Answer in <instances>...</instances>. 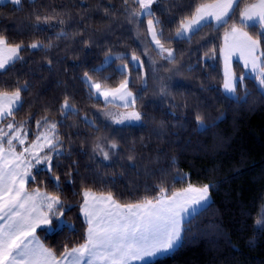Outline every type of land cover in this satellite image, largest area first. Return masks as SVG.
I'll list each match as a JSON object with an SVG mask.
<instances>
[{"label": "trees", "instance_id": "16d2710c", "mask_svg": "<svg viewBox=\"0 0 264 264\" xmlns=\"http://www.w3.org/2000/svg\"><path fill=\"white\" fill-rule=\"evenodd\" d=\"M209 1L153 4L159 38L173 49L172 58L154 48L145 26L149 16H133L139 11L133 0L0 2V35L24 45L21 59L0 71V91L21 90L19 109L0 121V129L12 123L7 133L21 129L30 142L56 124L55 150H46L51 170L37 166L27 182L28 190L59 196L62 218L74 226L37 229L56 256L85 241L83 191L128 204L154 199L161 188L171 195L192 184L210 185V199L183 222L182 246L157 264H264V91L248 76L244 96L226 95L219 53L223 33L253 0H241L223 27L211 23L175 38L181 21ZM34 42L41 47H29ZM85 73L104 86L128 76L135 104L126 111L139 112L141 120H110L112 105L93 96ZM65 100L71 108L63 107Z\"/></svg>", "mask_w": 264, "mask_h": 264}, {"label": "snow or ice", "instance_id": "6c2138e0", "mask_svg": "<svg viewBox=\"0 0 264 264\" xmlns=\"http://www.w3.org/2000/svg\"><path fill=\"white\" fill-rule=\"evenodd\" d=\"M19 5L21 0H11ZM129 0H124L128 4ZM158 0H133L139 11H133V16H153L152 6ZM241 0H213L211 3L202 2L195 6L190 16L185 17L179 26L177 36L183 33H193L202 27L211 26L214 21L217 27H223L236 16ZM41 17L36 20L41 21ZM48 17H44L46 23ZM63 23V21H60ZM159 20L148 19L147 31L152 41L160 51L167 52L168 57L173 56L171 49H166L158 39L156 25ZM244 28H258L256 36L244 31ZM63 35V33H61ZM264 42V0H253L239 11V26L233 22L229 32L225 33V46L221 49L224 57V83L226 92L234 93L239 85L243 84L244 75L236 77L231 70V57L239 53L244 62V68L249 69L253 79L258 80L261 89H264V51H260ZM51 45H49L50 47ZM24 45H12L7 38L0 35V70L21 59L19 53ZM31 48L41 47L34 42ZM139 58L133 54L132 60ZM87 77L88 74L85 73ZM91 80V77H88ZM99 95L105 100L108 97L123 101L124 107L135 104V97L128 91V81H123L117 88H102L99 82L92 83ZM20 89L11 95L0 92V119L13 116L20 107ZM63 107H69L65 100ZM141 120V114L133 111L122 115L116 120ZM200 120V117H197ZM37 126L40 122L37 121ZM7 127L13 129L14 125L8 123ZM56 124L49 125V133H41L32 149L37 147L42 151L44 147L55 150ZM21 131V129H17ZM26 135V134H25ZM5 137H8L4 147ZM13 140L23 145L25 137L11 135L0 129V264H157V262L171 254L184 240V218L209 200L210 185L195 187L189 184L180 192L166 194V189H160V195L154 199L145 198L136 203L119 204L111 194L97 196L90 190L83 192L81 212L87 224L85 242L78 247L68 250L65 247L63 257L58 260L55 253L44 247L35 236L36 229L42 225L50 226L49 231H62L64 227L74 228L62 221V202L59 196L41 192L38 188L29 192L25 189L27 178L31 176L29 169L33 166L31 161L25 159L24 154L31 149L17 153ZM116 147L115 144L112 145ZM105 159L108 153H104ZM32 159L37 164L48 163L51 170V156L41 157L33 154ZM23 165V168H21ZM35 179V177H32ZM183 179V178H181ZM53 218L56 223L53 225ZM190 222V221H189Z\"/></svg>", "mask_w": 264, "mask_h": 264}, {"label": "rangeland", "instance_id": "374dc122", "mask_svg": "<svg viewBox=\"0 0 264 264\" xmlns=\"http://www.w3.org/2000/svg\"><path fill=\"white\" fill-rule=\"evenodd\" d=\"M6 1H11V0H0V2H6ZM21 2H22V0H21ZM211 2H213V0H212V1H209V2H206V3H211ZM252 2H253V1H252ZM249 3H251V2H249ZM242 9H243V8H242ZM148 19H154V16H151V17H147V18H146V20H145L146 30H147V20H148ZM212 24L215 25V22L213 21ZM215 26H216V25H215ZM238 26H239V23H238ZM230 29H231V26H230V27H229V28L223 33V35H222V40H221L220 51H219V53H220V62H221V70H222V75H223V81H222L221 89H222V91H223L226 95L236 98V97L238 96L239 92H241V96H244V91H242V89H243V87L245 86V79H244V81H243V84H242V85H239L234 93L226 92V91L224 90V88H223V83H224V57H223V54H222V52H221V49H223L224 46H225V33H226V32H229ZM257 29H258V28H257ZM156 30H157V32L159 33V31H158L157 28H156ZM178 30H179V27H178V29H177V30L175 31V33H174L175 38H188V37H190V35L192 34V33H183V34L177 36V31H178ZM243 30L249 32V34H250V35H253L254 37L256 36V34L252 33V32L250 31V29H248V28H244ZM258 30H259V29H258ZM147 34H148V37H149V39H150L152 45L154 46V48H155L158 52H160L164 57H167V58H172V57H173V56H172V57H168V53H167V52H163V53H162V52L160 51V49L157 47V45L152 41L151 34H150L148 31H147ZM158 39H160L159 36H158ZM164 47H165L166 49H171L172 52H173V49H172L171 47H168V46H165V45H164ZM260 51H262V47L260 48ZM173 54H174V52H173ZM113 55H114V53H111V54L106 55L105 58H104V62H108V61H110L111 58L113 57ZM132 56H133V55H132ZM132 56H131V60H132ZM137 57H138V56H137ZM138 58H139V57H138ZM132 62L134 63V65H140V59H138V60H136V61H133V60H132ZM120 68L126 69V66H125V65H122ZM231 70H232V72L235 74L236 77H240L241 75H244L245 77H248V76H249V77H253L252 74H251V72H250V70L244 68V62H243V60L240 59V56H239V53H238V52H237V53H234V54L232 55V57H231ZM88 77H91V76L88 75V76L86 77L85 75H83V78H84L85 82L87 83V85L89 86V88L91 89L93 96H94L95 98H99L100 100H102L103 103H106V104H110V105H112V107H110V108L106 111V114L109 115L108 117L111 118L110 120H113L114 122H116L117 119L122 118V115H123V114L128 113V111H126V107H124V105H123V101H121V100H119V99H113L112 97H108V99L105 100V98H104L102 95H99V94L96 92L95 88L91 87V84H92V83H96V82H99V81L96 80V79H94L93 77H91V80H89ZM125 80L128 81V89H127V90L130 91V92L133 94L132 90L129 88V80H128V76L124 77L123 80H121V81H120L117 85H115V86H104V85H102V88H105V89H108V88H117V87H119V85H120L123 81H125ZM255 82H256L258 88H259L261 91H264V89H261V87L259 86L258 80H255ZM99 83H100V82H99ZM15 91H16V90H12V91H0V92H7L9 95H11V94H12L13 92H15ZM133 96H134V94H133ZM19 104H20V101H19ZM68 104H69V103H68ZM68 108H71V105H70V104H69V107H68ZM1 120H2V119H0V121H1ZM110 120H109V121H110ZM125 121H128V120H124V122H125ZM203 126H204L203 121H199V127H203ZM5 132H6V131H5ZM41 133H49V130H48L47 132L43 130V132H41ZM41 133H40V134H41ZM40 134H38L37 136H39ZM49 134H50V133H49ZM11 135H13V134H10L9 136H11ZM37 136H36L33 140H31L30 142H27V141L25 140V142H24V144L22 145V147L20 148V150L18 149V151H16L17 153H21V152L24 151V148H26V147L29 148V149H31V151H30L29 153H25V154H24L25 159L28 160V161H31V164L33 165V166L29 169V171H31L33 168H36L37 166H38V167H42V168H49L48 163L45 162V163L37 164V163L35 162V160L32 159L33 154H39L41 157H43V156H45V155H48V156L51 155L49 152H46V150H47L48 147H44L42 151L40 150L39 147H37V148H35V149H32L31 146L33 145V143H37V144H43V143H45L43 140L37 141ZM14 145H15V148L18 147V143H17V142H15ZM15 150H16V149H15ZM43 152H44V153H43ZM21 168H23V165H21ZM28 178H29V177H28ZM28 178H27V182H28ZM25 185H26V186H25V189H27V183H26ZM193 186H195V185H193ZM203 186H204V185H201V186H195V187H203ZM27 190H28V189H27ZM180 191H182V190H180ZM180 191H177V192H180ZM169 196H170V195H169ZM209 197H210V193H209ZM209 199H210V198H209ZM208 201H209V200H208ZM208 201H207V202H208ZM117 203H119V202H117ZM119 204H121V203H119ZM206 204H207V203H206ZM121 205H123V204H121ZM204 205H205V204H204ZM204 205H202L201 207H203ZM201 207L197 208L194 212H196L197 210H199ZM194 212H192V213H190L188 216H186V217L184 218V221H185L190 215H192ZM184 221H183V222H184Z\"/></svg>", "mask_w": 264, "mask_h": 264}, {"label": "crops", "instance_id": "0c3cea01", "mask_svg": "<svg viewBox=\"0 0 264 264\" xmlns=\"http://www.w3.org/2000/svg\"><path fill=\"white\" fill-rule=\"evenodd\" d=\"M11 2V1H10ZM20 54V53H19ZM1 71V70H0ZM4 119V118H3ZM2 119V120H3ZM10 129L6 126L5 128H4V131H9ZM11 134H15V135H21L22 134V132H12ZM23 136V135H22ZM7 140V139H6ZM26 140V139H25ZM15 142H17L16 140H13V144L15 143ZM18 143V142H17ZM4 147H5V149H7V147H8V145H7V143H6V141H5V143H4ZM22 147V145L21 144H19L18 143V147L17 148H15L16 150L15 151H18V149L20 150V148ZM49 148V147H48ZM47 148V149H48ZM44 153V152H43ZM34 169V168H33ZM33 169L30 171V173H31V176H32V171H33ZM31 176H29V178L31 177ZM28 178V179H29ZM26 186V185H25ZM37 188H33V189H30V190H27V191H29V192H33V191H35ZM39 189V188H38ZM41 192H44L42 189H39ZM91 191V190H90ZM84 192V191H83ZM95 195H97V196H101V195H104V196H106V195H108V193H99V192H94V191H92ZM83 199H84V197H83ZM83 199H82V202H81V205H82V203H83ZM115 200V199H114ZM116 201V200H115ZM117 202V201H116ZM81 205H80V209H81ZM80 213H81V216H82V218L84 219V216H83V214H82V212H81V210H80ZM60 219L62 220V221H64L63 220V218L62 217H60ZM5 223V221H3V220H0V224H4ZM46 225H42L41 227H45ZM40 228V227H39ZM38 229V228H37ZM37 229H36V232H35V236L37 237V239L39 240V242L44 246V247H46V248H48L41 240H40V238H39V236H38V234H37ZM85 242V241H84ZM83 242V243H84ZM82 243V244H83ZM79 245H77V246H75V247H78ZM48 249H50V248H48ZM69 250H71V249H69ZM63 257V255H61V256H56V258L58 259V260H60L61 258ZM65 264H66V262H65ZM133 264H137V262H133Z\"/></svg>", "mask_w": 264, "mask_h": 264}]
</instances>
